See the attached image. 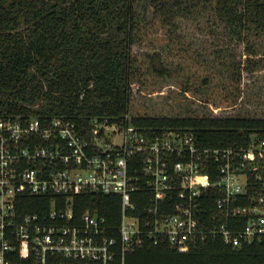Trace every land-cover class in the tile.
<instances>
[{"label": "built area", "instance_id": "built-area-1", "mask_svg": "<svg viewBox=\"0 0 264 264\" xmlns=\"http://www.w3.org/2000/svg\"><path fill=\"white\" fill-rule=\"evenodd\" d=\"M93 193L120 196L117 226L80 207ZM263 237L259 134L246 146L206 147L181 129L0 118V264H127L146 241L185 252Z\"/></svg>", "mask_w": 264, "mask_h": 264}, {"label": "trees", "instance_id": "trees-1", "mask_svg": "<svg viewBox=\"0 0 264 264\" xmlns=\"http://www.w3.org/2000/svg\"><path fill=\"white\" fill-rule=\"evenodd\" d=\"M150 5L152 10L144 0H0V118L62 116L79 124L106 119L148 133L181 129L194 132L206 147L246 146L251 134L264 137V117L222 115L215 108L213 114L184 117L131 115L138 78L134 46L154 20L172 40L212 50L199 53L203 61L240 69L234 50H264V0H150ZM185 23L196 28L195 41L187 40ZM253 59L248 61L258 66ZM150 68L161 77L171 74L160 52L152 55ZM81 198L82 209L98 211L117 226L120 196ZM137 205L142 213L145 199ZM127 264H264V237L242 248L209 240L185 252L146 241L128 253Z\"/></svg>", "mask_w": 264, "mask_h": 264}, {"label": "rangeland", "instance_id": "rangeland-1", "mask_svg": "<svg viewBox=\"0 0 264 264\" xmlns=\"http://www.w3.org/2000/svg\"><path fill=\"white\" fill-rule=\"evenodd\" d=\"M144 1L152 10L150 0ZM152 23L147 35L134 46L138 78L132 86L131 115L184 117L213 114L215 108L222 115L264 117V50H256V54L234 50L233 56L242 67L227 68L203 61L199 53L208 55L212 50H193L172 40L160 20ZM187 25L184 34L188 41H195L196 28ZM155 52L162 54L170 75L158 76L150 68ZM249 58L260 64L250 63Z\"/></svg>", "mask_w": 264, "mask_h": 264}]
</instances>
